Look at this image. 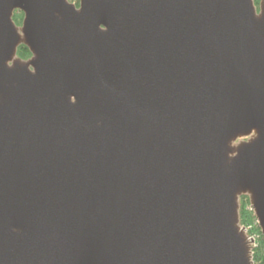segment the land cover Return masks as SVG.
I'll use <instances>...</instances> for the list:
<instances>
[{"label":"water","instance_id":"1","mask_svg":"<svg viewBox=\"0 0 264 264\" xmlns=\"http://www.w3.org/2000/svg\"><path fill=\"white\" fill-rule=\"evenodd\" d=\"M258 2L0 0V264H253Z\"/></svg>","mask_w":264,"mask_h":264},{"label":"trees","instance_id":"2","mask_svg":"<svg viewBox=\"0 0 264 264\" xmlns=\"http://www.w3.org/2000/svg\"><path fill=\"white\" fill-rule=\"evenodd\" d=\"M70 1V0H69ZM255 5L258 4L259 0H253ZM23 15L21 12L16 11L13 15V21L17 24L20 25L22 21ZM17 56L20 57L23 60H26L30 58V53L29 50L25 46H19L17 49ZM248 199H246L245 196H242L240 198V211L239 217H240V224L243 226H246L247 224L251 223L254 221V218L250 212H247L246 206L248 205ZM255 231L258 234H260V230L258 227L253 228L252 232ZM252 258H253V264H263L264 263V239L260 235V240L258 241V247L254 248L253 253H252Z\"/></svg>","mask_w":264,"mask_h":264},{"label":"built area","instance_id":"3","mask_svg":"<svg viewBox=\"0 0 264 264\" xmlns=\"http://www.w3.org/2000/svg\"><path fill=\"white\" fill-rule=\"evenodd\" d=\"M246 210H247V212L252 213L254 221L249 223V224H247L246 226H242V227H243L244 231L247 234L248 242L250 244V247H251V250H252V253H253L254 248H256L257 245H258V240H257L258 239V235L252 233V230H253V228L258 227V223H257V220L254 217L253 209H252L250 204H248L246 206Z\"/></svg>","mask_w":264,"mask_h":264},{"label":"rangeland","instance_id":"4","mask_svg":"<svg viewBox=\"0 0 264 264\" xmlns=\"http://www.w3.org/2000/svg\"><path fill=\"white\" fill-rule=\"evenodd\" d=\"M69 1V0H68ZM260 1V0H259ZM70 3H72V4H74L75 6H78L79 5V0H70L69 1ZM258 4H259V2H258ZM258 4H256L255 6L257 7V9H258ZM23 15V14H22ZM22 19H23V17H22ZM15 25H17L16 23H15ZM17 26H21V24L20 25H17ZM239 202V204H240V200L238 201ZM239 211H240V209H239ZM252 214V213H251ZM253 216V215H252ZM240 218V217H239ZM241 225V224H240ZM241 226H243V225H241ZM252 233H254V234H256V235H258V241L260 240V235H261V233L260 234H258L257 232H255V231H253ZM262 236V235H261ZM263 237V236H262ZM264 239V238H263ZM257 247H258V245H257Z\"/></svg>","mask_w":264,"mask_h":264}]
</instances>
